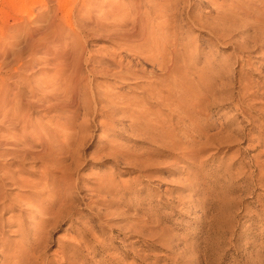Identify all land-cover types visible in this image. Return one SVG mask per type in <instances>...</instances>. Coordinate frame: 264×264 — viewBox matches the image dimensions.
<instances>
[{
  "label": "rangeland",
  "instance_id": "rangeland-1",
  "mask_svg": "<svg viewBox=\"0 0 264 264\" xmlns=\"http://www.w3.org/2000/svg\"><path fill=\"white\" fill-rule=\"evenodd\" d=\"M88 1L67 0L59 10L62 0H0V264H264V46L253 42L254 28L238 29L256 22L253 9L264 11V0L173 3L165 19L178 39L168 33L175 42L165 65L176 59L168 74L147 61L149 45L164 44V27L154 28L164 20L149 13L148 40L120 48L79 33L82 19L92 30L101 15ZM105 1L119 8V21L134 0L91 4ZM55 12L63 37L76 35L85 48L69 111L16 102L54 72L43 55L30 59L27 43L52 38ZM111 57L122 60L114 78L101 73V59ZM241 75L260 81L252 108L237 94ZM198 77L208 89L193 113ZM92 94L101 100L94 104ZM168 95L172 105L162 102ZM25 108V137L16 142L5 118Z\"/></svg>",
  "mask_w": 264,
  "mask_h": 264
},
{
  "label": "bare ground",
  "instance_id": "bare-ground-1",
  "mask_svg": "<svg viewBox=\"0 0 264 264\" xmlns=\"http://www.w3.org/2000/svg\"><path fill=\"white\" fill-rule=\"evenodd\" d=\"M91 1L92 0L88 1V5H89L90 9H92V8L99 9L101 15H100L99 19L94 22V24H95V26L93 27L94 29H92V30L88 29L89 26L82 19V22L79 23V26H78L79 28L77 27V30L79 31V33L82 34V32H83L86 35H88L89 37L90 36H92V37H103V36H105L107 39L113 40L114 42L119 44L118 46H120V48H122L123 46H129L132 44L146 42L148 40L147 36H145V31H146V27L148 25L146 18L148 17L149 13L155 14L157 16L156 19L164 20V21H159L154 26L155 29H160V26L164 27L165 31L160 36V41H162L164 44H163L161 49H158V51L154 50L153 46L149 45V48H150L149 51H151L152 53H150L147 61L148 62L150 61L151 63H155L157 65L158 69L161 71H163L165 68L167 74L172 70V68L176 64V62H175L176 59L174 57L172 59H169L170 64L168 66H166L165 64H166L167 58H166L165 54H167V55L171 54V52L173 50H170V49H172L174 46H172V45L169 46V45L171 42H175V40L178 39V35L175 32H172V29H174L173 21L171 19H167V18L165 19V16H167L165 13H167L169 11V8L172 7L173 3L181 1V0H163L162 3L159 2V4L155 5L153 8H146V7L142 6L141 0H134L133 2L131 1L128 8L127 7L125 8V14H123L119 17L120 18L119 21H116L114 19V17L117 15V12L119 11L118 7H116L114 5H110L107 1H105L103 3H98L97 6H95L94 3L91 4ZM96 1H98V0H96ZM237 1H241V0H235L234 2H237ZM84 2H85V0H82L81 3H84ZM210 2H211V0H210ZM248 2H249L248 5L252 4V3H250L249 0H248ZM66 3H67V0H62V2H57L59 10L64 8L66 6ZM220 5H221V3H220ZM83 6H86V5H83ZM217 8L220 10L222 9V7H220V6H218ZM220 10H218V11H220ZM253 11H254V15L256 14V16H253L254 18H256V20H255L256 22H253V24L249 23V24H245V25H240V26H238V29H243L244 31H246V30H249L251 28H254V31H252L253 35H254L253 36V42L256 43V42L261 40L262 41L261 46H264V26H262L264 24L261 23L262 25H260L259 24L260 20L258 21V18H257V15L264 16V13H262L264 11H262L261 9H258V8H254ZM56 14L57 13L55 12L54 17L51 19L50 26H49L53 30L52 31V38L45 40L44 42L41 43L40 46H35L36 41H34L32 39H30L29 42L27 43V47L29 48V53H30V59H34L38 55H43L44 58L50 64V66L54 72L49 77H47V78L43 79V81H41V84H40L41 87L38 86V84H31L30 86H28L29 87L28 89L30 92L29 96L27 95V93H22V94H20V99L16 100V102L18 104H21V105L27 106V107H29V105H30L32 108H37V109H40L42 111L43 110H52V111H54V110H58V111L68 110L69 111V109H72L73 107L74 108L77 107V102H75V100L77 99V94H78V91L80 89V82L82 80V77L80 78L79 74L81 73V71L84 67V65H83V61H84L83 60V54L85 52V48H84V46H79L80 48H78L77 45L75 44L77 39L79 40L80 38L76 37V35L75 36L69 35V36L63 37L64 32H63L62 26L54 24ZM245 19H247V18H245ZM260 19H262V18H260ZM221 20L223 21L224 17L221 18ZM262 20H264V19H262ZM104 22L106 24H104ZM233 22H235V21H233ZM189 23L192 24V26H194L196 28L206 30L209 37H211L213 39H214V37L212 35L215 36L216 40H219L222 38V33H220V34L214 33L210 29V27L207 26V24H208L207 22H202L201 19H199L197 17H191L189 19ZM218 26H223L222 22H221V24H218V25L216 24L215 28ZM109 28H114V29H109ZM221 31H222V29H221ZM169 32H171L170 35H173V38H175V40L173 39L172 41H168L169 40L168 37H170V35L168 36ZM232 45L236 46V47H234V49L239 50V43L233 42ZM139 54H143V51L139 52ZM18 56H20V55H18ZM33 61L34 60H31L28 63V65L25 64L24 69L29 70L32 67L31 63ZM101 61H103L104 63L107 64L106 68H104L105 70L104 71L101 70V73L105 74L108 78H114L117 75V73H121V71H120V69L122 68L121 67L122 66L121 58H119V60H116L115 58H112V57L111 58H102ZM85 64H87V62ZM115 67H118V70H116ZM220 69H222V68H220ZM125 73H126L125 75H127L128 71H125ZM125 75L123 77H118V78L123 79V78H125ZM215 79L217 81L222 82L220 84V89L223 92H227L229 90V85L224 83V81H221L220 72L216 73ZM262 80H264V79H262ZM198 81H199V85H200V91H198L195 94L193 113L196 112V107L198 106L199 101H200V100H198L197 95L202 94V92H204L208 89L207 83L205 81H203L202 78L198 77ZM55 82L60 84V87H58V89H53V87H51ZM225 82H226V80H225ZM227 82H230V81H227ZM236 82L238 83V87H239V91L237 94L239 96H241V98L243 100L249 102L248 107L252 108L254 106V104L251 103V99L256 95L257 90L254 91V89H258V83H260V81H256V82H252L250 80L247 81L246 77L242 76V77L236 79ZM48 87L49 88L51 87L50 88L51 91H49V92H47ZM34 90H36V92L39 91L38 93H39L40 97H38V98L35 97L36 94H35ZM16 92H19V89ZM96 94H92V97H93L92 101L94 100V104L101 100L99 98L100 96L98 97V96H96ZM51 95H53V96H51ZM69 97L71 98L70 101H68ZM30 98H32L34 101L27 100ZM85 98H86V96H85ZM77 101H78V99H77ZM163 101H165L171 105L173 104V98L170 95H168L165 99H162V102ZM3 103L4 102H2V101L0 102L1 107H2ZM22 108L24 109V107H22ZM25 110H16V117L15 118L13 116H12L13 117L12 119L5 118V121L7 123V132L9 134H11L13 136V138L16 137V142L18 141V139L25 137V128H26L25 122L28 119V117H27L28 108H25ZM262 112H264V111H262ZM201 132L202 131H200V133ZM38 137L41 138L40 135ZM14 143H15V141H14ZM1 200L2 199L0 198V201Z\"/></svg>",
  "mask_w": 264,
  "mask_h": 264
}]
</instances>
